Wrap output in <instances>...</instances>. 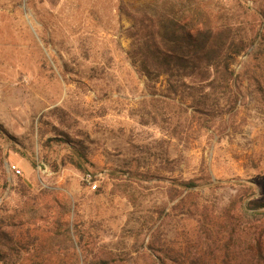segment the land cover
<instances>
[{
  "label": "rangeland",
  "instance_id": "obj_1",
  "mask_svg": "<svg viewBox=\"0 0 264 264\" xmlns=\"http://www.w3.org/2000/svg\"><path fill=\"white\" fill-rule=\"evenodd\" d=\"M194 11L232 77L148 81L134 19ZM263 199L264 0H0L5 264H221Z\"/></svg>",
  "mask_w": 264,
  "mask_h": 264
},
{
  "label": "trees",
  "instance_id": "obj_2",
  "mask_svg": "<svg viewBox=\"0 0 264 264\" xmlns=\"http://www.w3.org/2000/svg\"><path fill=\"white\" fill-rule=\"evenodd\" d=\"M131 29L133 43L128 56L131 64L150 82L166 77L168 81L192 79L210 81L212 85L219 75L223 80L232 77L231 63L243 51L242 46L235 49L236 44L228 31L218 32L198 11L191 12L187 18L166 14L154 18L141 16L134 19ZM76 154L81 155L79 150ZM73 165L79 168V160L76 159ZM240 213L248 228L245 233H242L244 230L237 233L235 250L227 249L221 264H230L233 258L239 264H264V199L250 201ZM69 230L68 224L66 231ZM26 233L25 238L18 234L14 239L16 242L13 240L18 249L27 247L28 231ZM241 233L244 236L242 243L239 242ZM232 240L230 236L228 244L233 243ZM12 245L9 232L0 228V264L6 263L2 251L10 250Z\"/></svg>",
  "mask_w": 264,
  "mask_h": 264
},
{
  "label": "built area",
  "instance_id": "obj_3",
  "mask_svg": "<svg viewBox=\"0 0 264 264\" xmlns=\"http://www.w3.org/2000/svg\"><path fill=\"white\" fill-rule=\"evenodd\" d=\"M12 169L15 170V168H12ZM86 178H87V180H89V181H90V179H91L90 176H87Z\"/></svg>",
  "mask_w": 264,
  "mask_h": 264
}]
</instances>
